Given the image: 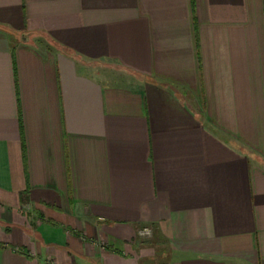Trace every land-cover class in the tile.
<instances>
[{"label":"crops","instance_id":"0c3cea01","mask_svg":"<svg viewBox=\"0 0 264 264\" xmlns=\"http://www.w3.org/2000/svg\"><path fill=\"white\" fill-rule=\"evenodd\" d=\"M52 261L264 264V0H0V264Z\"/></svg>","mask_w":264,"mask_h":264},{"label":"built area","instance_id":"2783aa9c","mask_svg":"<svg viewBox=\"0 0 264 264\" xmlns=\"http://www.w3.org/2000/svg\"><path fill=\"white\" fill-rule=\"evenodd\" d=\"M139 236L143 238L152 237V229L151 228H143L139 231Z\"/></svg>","mask_w":264,"mask_h":264},{"label":"rangeland","instance_id":"374dc122","mask_svg":"<svg viewBox=\"0 0 264 264\" xmlns=\"http://www.w3.org/2000/svg\"><path fill=\"white\" fill-rule=\"evenodd\" d=\"M140 237V236H139ZM140 239H143V240H145V239H149V238H143V237H141ZM48 264H56L55 262H49Z\"/></svg>","mask_w":264,"mask_h":264}]
</instances>
